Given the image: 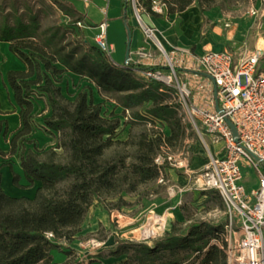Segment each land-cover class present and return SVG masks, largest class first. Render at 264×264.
Returning a JSON list of instances; mask_svg holds the SVG:
<instances>
[{
	"label": "trees",
	"instance_id": "1",
	"mask_svg": "<svg viewBox=\"0 0 264 264\" xmlns=\"http://www.w3.org/2000/svg\"><path fill=\"white\" fill-rule=\"evenodd\" d=\"M20 1H0V41L9 42L10 51L27 66L26 70L8 72V82L21 107L22 126L12 138L9 153L0 147V165H12L1 160L21 150L20 161L27 180H38L40 186L33 198L11 196L2 187L0 172V264H87L69 257L60 263L53 251L81 231L96 203L110 209L109 201L121 208L128 204L127 194L156 181L160 169L155 157L163 146L183 141L189 123L183 121L179 104L170 101L173 88L145 79L137 71L169 70L168 66L116 64L83 35L69 39L60 26L42 28L39 15L25 0V4L19 5ZM52 1L71 22L84 19L71 2ZM140 2L150 15H161L152 10V0ZM162 2L168 14L181 12L194 2H198L203 13L216 0ZM128 19L125 11L124 20L129 28ZM64 72L88 78L100 95H108L124 109L137 110L134 122H143L146 127L136 132L132 127L126 140L118 139L121 121L104 116L101 103H96L86 91L79 92L74 100L63 94L55 77ZM38 91L47 95L51 109V115L44 119L45 130L57 132V145L44 150L25 147L26 137L32 131V99ZM157 123L162 124L160 130L155 129ZM165 126L169 135L163 131ZM6 132L7 127L0 121V141ZM13 174L15 184L19 185V174ZM208 195V199L215 197L218 205L225 208L217 190ZM181 209L185 220L174 222L171 230L153 243L121 241L104 257H125L115 264H228L226 253L212 243L224 224L192 222L185 206ZM183 225L186 230H182ZM49 232L54 234L53 239L48 238Z\"/></svg>",
	"mask_w": 264,
	"mask_h": 264
},
{
	"label": "built area",
	"instance_id": "2",
	"mask_svg": "<svg viewBox=\"0 0 264 264\" xmlns=\"http://www.w3.org/2000/svg\"><path fill=\"white\" fill-rule=\"evenodd\" d=\"M109 1L106 0L107 6ZM125 2L143 27L146 41L150 37L155 40L158 28L140 23L144 21L142 12L146 11L140 0ZM166 9L162 0H152L155 13L164 14ZM249 13L264 16V4L261 9L250 8ZM71 26L75 29L89 27L85 19L71 22ZM97 27L93 45L112 59L115 47L108 39L107 22L104 20ZM158 42L162 58L156 57L144 44L134 52V60L144 67H169V70L143 68L137 71L145 79L173 88L183 120L193 126L208 150L207 161L196 182L203 190L215 189L220 193L227 217L223 231L212 243L226 253L228 264H264V71L258 72L264 47L241 54L232 49L195 54L183 47H174L168 52ZM128 62H132V58ZM178 69L207 73L210 83L182 78ZM123 112L126 118H132L130 109L123 108ZM228 120L235 126L236 133ZM166 130L165 126L163 131ZM214 143L221 144L220 154L212 150ZM155 163L160 169L159 182H166L163 175L166 165L190 172L185 151L176 154L163 146ZM243 167L255 174L254 186L245 184ZM47 236L54 238L52 232ZM92 243L94 246L103 244L96 239Z\"/></svg>",
	"mask_w": 264,
	"mask_h": 264
},
{
	"label": "rangeland",
	"instance_id": "3",
	"mask_svg": "<svg viewBox=\"0 0 264 264\" xmlns=\"http://www.w3.org/2000/svg\"><path fill=\"white\" fill-rule=\"evenodd\" d=\"M25 1L30 9L39 15L42 28L60 26L66 31L69 39H78L80 35H83L82 38L86 39V36L80 28H72L71 18L65 15L52 0ZM67 1L75 3L74 0ZM114 1L116 0H110L109 4H114ZM260 2L262 3V8L264 0H260ZM217 3L220 5L222 11H229L235 14L231 17L239 21H244L245 23L243 27L241 26L243 30L239 29L242 30L241 32L238 29H233L231 38L224 42L225 46L236 51L238 54L253 51L257 46L264 47V16L255 17L249 13L251 4L256 5V0H218ZM23 4L25 2L21 0L19 5ZM131 12V19L144 32L143 27L138 23L132 9ZM150 16L152 15L147 10L142 12V17L146 21V25L157 28L155 25L147 22V18ZM231 17L228 16L226 18ZM229 22L223 20L225 31L231 28L232 23L231 21ZM159 33L160 31H157L158 36ZM148 41L156 57L162 58V51L156 41L152 37ZM167 51L169 52V50ZM132 63H136L135 60H132ZM6 65V59L0 58V69L6 67ZM177 71L179 72L180 70L178 69ZM259 71H264V56L259 64ZM55 80L57 84L61 85L63 94L68 99L74 100L79 92L86 91L93 97L96 103L102 104L104 116L119 118L121 124L117 130L118 139L126 140L129 137L132 127L135 132L146 127L143 122H134L133 116L137 110H130L132 118H126L123 110L119 108L120 105L114 104L115 100L108 95H100L94 83L88 78L70 72H64L58 74ZM34 88L37 89V86H34ZM37 95L41 96L38 92ZM170 101L179 104L175 91H173ZM118 108L119 110H117ZM141 110L145 112L144 109ZM179 111L182 115L180 106ZM155 129L160 130L161 125L158 123L155 124ZM165 132L169 135V128ZM46 133L47 139L53 140L54 136L56 138V134L47 131ZM208 142L211 144L209 138ZM19 144L20 147L21 145L23 146L22 141ZM28 146L29 143H25V147L28 148ZM169 148L171 152L176 154L184 151L188 152L189 168L193 170L191 177L183 175L177 170L174 171L170 165H166L163 169L166 182H159L157 179L154 182L140 185L137 192L126 195L125 199L128 204L123 205L121 208L114 207L113 203L109 201L107 203L110 209L105 208L101 202L96 203L88 212L82 224L81 231L75 235L72 241H62L60 248L54 251L55 259L64 260L63 262H65L69 257L86 262L87 264L91 262L93 264H111L112 258H106L104 255L115 249L119 242L146 240L153 243L154 240L162 237L166 231L171 230L174 222L184 221L182 206H185L187 209V213L190 215L192 222L207 220L214 222L216 225L224 224L227 219L225 213L226 208L220 207L215 197L208 199V193L215 189L203 190L196 182V177L202 172L204 164L207 161L208 150L193 126L188 124L184 140L169 144ZM20 152L21 150H18V153H16V157L19 159ZM14 155L2 159L1 162H9L14 166ZM5 168L8 169V167ZM9 170L10 175L6 173L7 170L3 174L2 184L7 193L12 194L10 193L11 189L8 187L7 182L8 179L11 180V184H15V182L13 171L11 169ZM243 174L246 185L256 182L255 174L248 168L243 167ZM157 217L166 218L163 221L165 223L164 227L162 231L148 235L145 228L150 227L153 224V220ZM182 230H186L185 225L182 226ZM94 239L101 241L103 244L94 246L92 243ZM70 250L71 254L69 255L67 253Z\"/></svg>",
	"mask_w": 264,
	"mask_h": 264
},
{
	"label": "crops",
	"instance_id": "4",
	"mask_svg": "<svg viewBox=\"0 0 264 264\" xmlns=\"http://www.w3.org/2000/svg\"><path fill=\"white\" fill-rule=\"evenodd\" d=\"M217 1L218 0H216L214 6L208 8L203 13L201 12L198 2H194L185 10L178 13L168 14L166 9V12L160 16H150L147 18V22L158 28L160 31L159 39L166 50H171L174 47H183L191 49L195 54H201L207 50L221 51L224 49H231L225 46L224 42L231 38L233 29H242L245 23L244 21H239L231 17L235 14L229 11H222ZM74 2L75 3H71L84 15V19L89 26L81 29V31L90 43L93 44V37L98 30V24L104 20L107 22L108 39L115 47L112 59L116 64L123 65L128 60L126 58V53L129 44V31H131L132 38L130 42V59H136L134 52L140 46L146 44L147 47L151 48L150 42L144 39L145 35L142 29L137 27V23L131 19V7L127 4L125 6V0H116L114 4H109L108 7L106 0H74ZM251 5L250 8L255 7L261 9L262 3L260 0H256V5L253 3ZM125 11H127L129 15V28L124 20ZM228 16L231 18H226ZM223 20L228 23L231 21L232 23L230 26L231 28L227 31H225L223 27ZM242 30L239 31L241 32ZM0 58L6 59L7 61L6 67L0 69V121H3L4 125L7 127V132L2 135L0 147L4 152L9 153L11 150L12 138L22 126V118L21 107L17 103L14 90L8 82V72L10 70H26L27 66L20 58L10 51V43L6 41H0ZM179 72L182 78H191L193 81L203 82L206 85L210 83V79L202 73H195L185 69H180ZM38 93L40 94L41 92L38 91ZM32 102V131L26 137V143H29L28 148L44 150L55 147L57 145V132H52V134H56V138L54 136L53 140L47 139L46 137L47 133L44 119L51 115L47 95L43 94L38 96L36 94ZM114 104L118 105L116 101ZM119 108L123 110L122 106H119ZM119 108L117 110H119ZM209 140L211 139L209 138ZM211 148L213 151L220 154V143L212 144ZM16 156L17 154L14 155V166L8 164L0 165V172L2 173V177L6 170V173L10 175L9 169L18 173L20 176L19 185L12 184L10 188V193L12 194L7 193L4 187H2L4 191L11 196H27L33 198L37 188L40 186V181L35 180L33 183H30L27 180L21 166V161ZM5 167H8V169ZM171 168L188 177H191V172H193V170L185 172L173 167ZM255 183L247 186L252 187ZM109 257L112 258L111 264H115L125 258L124 256ZM56 261L63 262L64 260Z\"/></svg>",
	"mask_w": 264,
	"mask_h": 264
},
{
	"label": "bare ground",
	"instance_id": "5",
	"mask_svg": "<svg viewBox=\"0 0 264 264\" xmlns=\"http://www.w3.org/2000/svg\"><path fill=\"white\" fill-rule=\"evenodd\" d=\"M144 19V18H143ZM145 22V20L144 21H140V23H142L143 25L145 24L144 23ZM157 38V39H156ZM155 40H156V42L160 45V43L158 42V40L160 41V39H159V37L157 36V37H155ZM161 42V41H160ZM161 46H163V44H162V42H161ZM163 48H164V46H163ZM7 184H8V187L9 188H11L12 187V184H11V180L10 179H8V182H7ZM2 186H3V184H2ZM166 218L165 217H160V218H155L154 220H153V224L150 226V227H148V228H145V230H146V233L148 234V235H150V234H152V233H155V232H157V231H162V229H163V227H164V220H165Z\"/></svg>",
	"mask_w": 264,
	"mask_h": 264
},
{
	"label": "water",
	"instance_id": "6",
	"mask_svg": "<svg viewBox=\"0 0 264 264\" xmlns=\"http://www.w3.org/2000/svg\"><path fill=\"white\" fill-rule=\"evenodd\" d=\"M128 35H129V44H128V48H127V53H126V58L129 59L130 58V42H131V31L128 32ZM203 75H206L207 76V73H202ZM217 108H219L217 106ZM230 126L232 127L233 131L236 133V128L235 126L232 124V122L230 120H228Z\"/></svg>",
	"mask_w": 264,
	"mask_h": 264
}]
</instances>
